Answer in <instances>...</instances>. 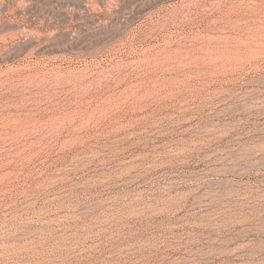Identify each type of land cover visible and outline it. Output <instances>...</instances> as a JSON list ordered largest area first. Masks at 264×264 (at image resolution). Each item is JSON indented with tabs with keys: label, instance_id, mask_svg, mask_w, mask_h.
Wrapping results in <instances>:
<instances>
[{
	"label": "rangeland",
	"instance_id": "1",
	"mask_svg": "<svg viewBox=\"0 0 264 264\" xmlns=\"http://www.w3.org/2000/svg\"><path fill=\"white\" fill-rule=\"evenodd\" d=\"M0 264H264V0H0Z\"/></svg>",
	"mask_w": 264,
	"mask_h": 264
}]
</instances>
